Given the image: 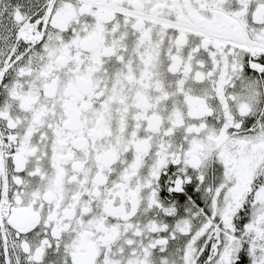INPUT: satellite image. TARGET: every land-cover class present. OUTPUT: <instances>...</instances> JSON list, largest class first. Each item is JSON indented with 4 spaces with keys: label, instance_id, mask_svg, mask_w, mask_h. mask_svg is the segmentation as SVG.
<instances>
[{
    "label": "flooded vegetation",
    "instance_id": "obj_1",
    "mask_svg": "<svg viewBox=\"0 0 264 264\" xmlns=\"http://www.w3.org/2000/svg\"><path fill=\"white\" fill-rule=\"evenodd\" d=\"M233 40L264 0H0V264H245L264 54Z\"/></svg>",
    "mask_w": 264,
    "mask_h": 264
},
{
    "label": "bare ground",
    "instance_id": "obj_2",
    "mask_svg": "<svg viewBox=\"0 0 264 264\" xmlns=\"http://www.w3.org/2000/svg\"><path fill=\"white\" fill-rule=\"evenodd\" d=\"M194 33V32H193ZM229 44L231 45H235L238 49L242 50V51H247L252 55H261L264 54V47L260 46L258 43H254V42H248V43H242V42H238V41H228ZM0 164H2L1 162V157H0ZM2 170V169H1ZM5 195V194H4ZM2 201V200H1ZM3 203V202H2ZM6 205V204H5ZM2 209V207H1ZM4 209V208H3ZM261 262V261H260ZM260 262H258L257 264H259Z\"/></svg>",
    "mask_w": 264,
    "mask_h": 264
},
{
    "label": "trees",
    "instance_id": "obj_3",
    "mask_svg": "<svg viewBox=\"0 0 264 264\" xmlns=\"http://www.w3.org/2000/svg\"><path fill=\"white\" fill-rule=\"evenodd\" d=\"M258 242L263 244L264 240H258ZM259 255H260V250L258 248H254V247L252 249L245 248L244 250L245 264H250L254 259L258 258ZM234 259L238 261V259L236 258V254L234 255ZM235 264H237V262Z\"/></svg>",
    "mask_w": 264,
    "mask_h": 264
},
{
    "label": "rangeland",
    "instance_id": "obj_4",
    "mask_svg": "<svg viewBox=\"0 0 264 264\" xmlns=\"http://www.w3.org/2000/svg\"><path fill=\"white\" fill-rule=\"evenodd\" d=\"M261 68H263L262 70H259V71H261V73H262V71H264V67L261 65ZM2 168V164H0V169ZM0 178H1V176H0ZM0 187H1V184H0ZM1 189H0V201H1V198H2V194H1ZM3 203H1L0 205H1V207H2V209L0 208V220H2L3 219V215H4V212H5V210H6V205H5V202H4V200L2 201ZM4 208V209H3ZM263 240H264V238H263ZM257 248H259L260 250H261V254H260V256H259V259H258V262H260L261 261V263L262 264H264V244L263 245H261L260 247H257ZM256 263V262H255ZM254 263V264H255Z\"/></svg>",
    "mask_w": 264,
    "mask_h": 264
}]
</instances>
